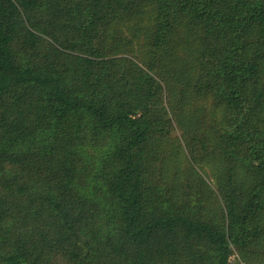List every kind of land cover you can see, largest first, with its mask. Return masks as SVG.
<instances>
[{"label": "trees", "instance_id": "16d2710c", "mask_svg": "<svg viewBox=\"0 0 264 264\" xmlns=\"http://www.w3.org/2000/svg\"><path fill=\"white\" fill-rule=\"evenodd\" d=\"M0 264H264V0H0Z\"/></svg>", "mask_w": 264, "mask_h": 264}, {"label": "rangeland", "instance_id": "374dc122", "mask_svg": "<svg viewBox=\"0 0 264 264\" xmlns=\"http://www.w3.org/2000/svg\"><path fill=\"white\" fill-rule=\"evenodd\" d=\"M204 102H205V100H203V101H201L199 104H198V107H202L203 109L202 110H205V109H207L208 108V106H205V104H204ZM196 116H198V113L196 114ZM200 118H201V120L202 121H206L207 120V118H208V114H206V115H202V112H200ZM208 119H210V118H208ZM208 124L207 123H203L202 124V127L204 128V127H206ZM179 133V132H178ZM180 138H182L183 139V137H180ZM181 139V140H182ZM184 144V143H183ZM185 145V144H184ZM195 166H196V168L198 169V171L203 175V177L214 187V184H213V179H211L212 178V169H210V168H208V169H206V170H203V169H200L199 168V166H197L196 164H195ZM206 171H207V174H206ZM215 188V187H214Z\"/></svg>", "mask_w": 264, "mask_h": 264}]
</instances>
